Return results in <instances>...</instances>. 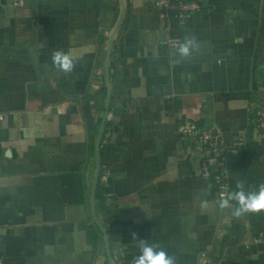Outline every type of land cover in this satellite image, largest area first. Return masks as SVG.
I'll list each match as a JSON object with an SVG mask.
<instances>
[{
  "label": "crops",
  "instance_id": "obj_1",
  "mask_svg": "<svg viewBox=\"0 0 264 264\" xmlns=\"http://www.w3.org/2000/svg\"><path fill=\"white\" fill-rule=\"evenodd\" d=\"M198 1L182 19L156 0H0L2 264H135L141 241L174 264H264V211L221 207L264 185V0ZM187 123L219 139L224 187Z\"/></svg>",
  "mask_w": 264,
  "mask_h": 264
},
{
  "label": "clouds",
  "instance_id": "obj_2",
  "mask_svg": "<svg viewBox=\"0 0 264 264\" xmlns=\"http://www.w3.org/2000/svg\"><path fill=\"white\" fill-rule=\"evenodd\" d=\"M194 45L189 42L182 45L177 51L181 56H188ZM53 65L64 72H70L73 68V57L70 53L56 51L52 55ZM235 200L239 207L234 214L239 217L244 213H259L264 211V185H260L258 191L245 192L243 190L228 194V198L221 201V207H227L229 201ZM135 234L133 239H135ZM140 255L136 258L135 264H174L173 258L166 255L165 251L157 250V246L140 242Z\"/></svg>",
  "mask_w": 264,
  "mask_h": 264
},
{
  "label": "built area",
  "instance_id": "obj_3",
  "mask_svg": "<svg viewBox=\"0 0 264 264\" xmlns=\"http://www.w3.org/2000/svg\"><path fill=\"white\" fill-rule=\"evenodd\" d=\"M20 3L22 4V1ZM156 4L165 11L177 13L182 19H186L200 7L198 0H156ZM167 44L172 47H179L184 44V41L180 38L173 37L168 39ZM108 117L110 118L111 115L109 114ZM183 132L198 139V146L202 155V173L205 179L214 177V179L219 182L220 186L224 187V179L213 169L216 163L223 164L222 159L219 161L217 154V147L220 142L219 139L213 136L211 130L201 131L191 123H187L183 127ZM223 189L224 188H222L220 197H225V191ZM0 264H2L1 260Z\"/></svg>",
  "mask_w": 264,
  "mask_h": 264
},
{
  "label": "water",
  "instance_id": "obj_4",
  "mask_svg": "<svg viewBox=\"0 0 264 264\" xmlns=\"http://www.w3.org/2000/svg\"><path fill=\"white\" fill-rule=\"evenodd\" d=\"M118 26H119V23H118V25L116 26V29H115V31H114V34H115V32L117 31ZM109 59H110V56L108 55V56H107V61H109ZM105 78H106V80L109 82V68H106V70H105ZM101 132H102V130L100 131L99 137H98V139H97V145L99 144V141H100ZM97 157H98V159H99V154H98V153H97ZM99 166H100V164H99V162H98L97 172H96V175H95V177H94V181H93V188H92V194H93V195H94V192H95V187H96L97 179H98V176H99ZM98 223H99V222H98ZM110 260H111V259H110Z\"/></svg>",
  "mask_w": 264,
  "mask_h": 264
},
{
  "label": "rangeland",
  "instance_id": "obj_5",
  "mask_svg": "<svg viewBox=\"0 0 264 264\" xmlns=\"http://www.w3.org/2000/svg\"><path fill=\"white\" fill-rule=\"evenodd\" d=\"M225 181V180H224ZM221 193V192H220Z\"/></svg>",
  "mask_w": 264,
  "mask_h": 264
}]
</instances>
